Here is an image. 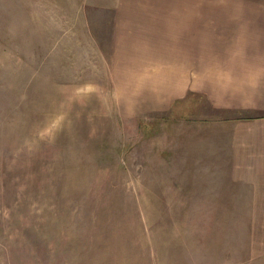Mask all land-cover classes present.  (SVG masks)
Here are the masks:
<instances>
[{
  "label": "rangeland",
  "instance_id": "374dc122",
  "mask_svg": "<svg viewBox=\"0 0 264 264\" xmlns=\"http://www.w3.org/2000/svg\"><path fill=\"white\" fill-rule=\"evenodd\" d=\"M213 48L189 0H0V264H264V153L200 89Z\"/></svg>",
  "mask_w": 264,
  "mask_h": 264
},
{
  "label": "crops",
  "instance_id": "0c3cea01",
  "mask_svg": "<svg viewBox=\"0 0 264 264\" xmlns=\"http://www.w3.org/2000/svg\"><path fill=\"white\" fill-rule=\"evenodd\" d=\"M124 16L119 9L115 20ZM195 39L217 45L200 89L214 108L245 113L229 120L247 125L242 133L264 153V0H189Z\"/></svg>",
  "mask_w": 264,
  "mask_h": 264
}]
</instances>
